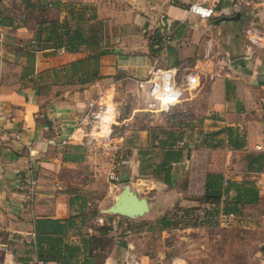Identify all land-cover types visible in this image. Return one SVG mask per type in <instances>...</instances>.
<instances>
[{
  "label": "crops",
  "instance_id": "obj_1",
  "mask_svg": "<svg viewBox=\"0 0 264 264\" xmlns=\"http://www.w3.org/2000/svg\"><path fill=\"white\" fill-rule=\"evenodd\" d=\"M81 1L96 6L97 19H108L112 36L108 52L98 58V77L89 82H81V75L68 68L90 54L89 49L81 45L69 51L56 47L53 40L34 48L40 20L33 14H4L0 5V264H33L38 259L34 220L58 218L53 198L61 188L58 171L85 153L81 132L89 103L104 101L119 110L104 90L118 92L126 80L137 85L153 67L209 72L210 80H204L210 85L203 98L205 111L192 124L161 125L157 133L132 124L129 133L138 129L136 143L129 158L117 164L119 180L145 176L143 196L153 212H160L210 207L213 203L203 200L208 172L222 173L229 180L254 178L245 177L240 159L264 140V46L251 42L247 32L257 22L249 18L263 10H235L232 0ZM193 3L213 7V15L203 19L189 12ZM57 17L62 22L66 13ZM164 34L170 40L159 47ZM226 55L227 62L219 61ZM226 80L232 86L227 94ZM105 121L104 136L110 131V120ZM49 138L53 144L47 143ZM139 147L149 152L144 155ZM168 148L180 152V157L166 160ZM198 154L207 158L194 163ZM30 174L38 190L31 210L25 202ZM70 240L79 242L75 236Z\"/></svg>",
  "mask_w": 264,
  "mask_h": 264
},
{
  "label": "rangeland",
  "instance_id": "obj_2",
  "mask_svg": "<svg viewBox=\"0 0 264 264\" xmlns=\"http://www.w3.org/2000/svg\"><path fill=\"white\" fill-rule=\"evenodd\" d=\"M0 5L4 14H33L40 21L58 19L57 15L65 12L68 28L78 31V41H85V49L96 53L111 46L108 19L96 18L93 3L0 0ZM260 10L264 12L263 8ZM263 12L249 18H257L249 28L256 29L264 42V20L260 19L264 18ZM209 75L204 71L200 95L184 98L167 110H161L159 104L150 105L155 102L135 82L126 80L118 85V92L113 88L104 90L119 107L107 135L101 133L95 122L84 121L81 135L86 139L85 153L61 166L58 182L70 208L67 217L70 225L65 236L89 238L84 233L85 228L93 227L98 238L90 245L98 264H125L128 255L148 264H164L176 258L181 264H264V149L256 151L251 146L242 154L240 161L244 165L241 163L240 167L243 166L246 178L254 176L252 181L257 182L260 198L255 204L241 205L238 212L224 213L223 202L204 208H171L160 212L149 208L148 212L135 217L108 212L126 184L144 197L140 187L145 176H136L123 184L109 178L110 172L117 171V164L129 158L131 145L136 143L138 129L132 127L134 133H129V127L132 124L145 126L157 133L161 125L177 127L196 122L205 111L203 98L210 85L204 80H210ZM125 119L129 121L122 122ZM138 150L144 155L149 152L148 148L139 147ZM154 152L158 155V150ZM205 157L198 154L194 163ZM152 171H157L156 178L159 177L158 170ZM151 185L155 188L154 183ZM100 217L103 225L97 222ZM101 226L104 228L99 230Z\"/></svg>",
  "mask_w": 264,
  "mask_h": 264
},
{
  "label": "trees",
  "instance_id": "obj_3",
  "mask_svg": "<svg viewBox=\"0 0 264 264\" xmlns=\"http://www.w3.org/2000/svg\"><path fill=\"white\" fill-rule=\"evenodd\" d=\"M39 26L40 30L34 36L37 48L40 47V42L45 44L51 40H53L56 47H65L69 51H77L81 45H84L85 41H78L80 38L78 31L72 32L68 28L66 19L64 22L57 19L39 21ZM42 31L46 32L47 35L41 36ZM107 52L108 49H101L96 53L92 52L70 63L68 68L71 69L72 74L81 75V82L92 81L98 77L99 56ZM225 88L226 94L232 88L227 80ZM166 146L172 147L173 145L167 144ZM168 149L166 160L180 157V152H176L172 148ZM120 181L125 180L120 178ZM203 200L213 204L223 202L222 211L224 213L238 212L241 205L255 204L259 201V190L252 180H229L225 179L222 173L208 172L205 176ZM69 225L70 221L67 218H37L34 220V246L37 258L44 261H53L57 264H98L94 259L93 248L90 245L91 242L97 241L98 234H86V236L89 235V238L81 236L79 242H74L65 236ZM102 228L104 226L98 229L101 230Z\"/></svg>",
  "mask_w": 264,
  "mask_h": 264
},
{
  "label": "built area",
  "instance_id": "obj_4",
  "mask_svg": "<svg viewBox=\"0 0 264 264\" xmlns=\"http://www.w3.org/2000/svg\"><path fill=\"white\" fill-rule=\"evenodd\" d=\"M233 9L235 10H245L251 8H264V0H232ZM189 12H192L199 16L200 18L206 19L210 18L213 13V7L209 5L193 3L190 4L188 8ZM247 32L250 35V41L256 45L264 46L261 36L257 33L256 29L248 28ZM256 34V35H255ZM170 40V35L164 34L158 41V46H164ZM34 48H36V42L32 41ZM227 62L228 57L221 58L219 61ZM218 61V62H219ZM211 76V74H210ZM203 82V72L197 68H184V67H153L145 78L138 80V87L144 91L149 98H151L155 103H150V105L159 104L161 110H167L169 107L180 103L184 98H187L190 94L196 92L198 88L202 86ZM117 107H112L104 101H93L89 103L87 112L85 113L84 120L87 123L95 122L96 126L101 130L103 125L106 123L105 119H109V127L111 130V125L115 123V113ZM110 132V131H109ZM108 132V133H109ZM47 143L53 144V139H47ZM254 150L261 151L264 149V140L256 142L254 144ZM109 178L112 181H118L119 176L117 171H112L109 174ZM36 179L30 174L26 180V204L29 210H31L35 198L37 196ZM54 208L55 214L58 218L55 219H65L67 218V207L68 201L65 195L61 192V188H58L54 193ZM232 217V214L227 216ZM97 222L103 225V218H97ZM85 234L96 233L94 228L88 226L85 228ZM33 264H50L49 261L36 259ZM125 264H148L140 259L128 255L125 259ZM164 264H181V260L176 258L168 261Z\"/></svg>",
  "mask_w": 264,
  "mask_h": 264
},
{
  "label": "water",
  "instance_id": "obj_5",
  "mask_svg": "<svg viewBox=\"0 0 264 264\" xmlns=\"http://www.w3.org/2000/svg\"><path fill=\"white\" fill-rule=\"evenodd\" d=\"M119 182V184H123L127 181ZM116 197L114 204L108 208V212L110 213L135 217L142 215L149 210L146 197L138 195L136 190H134L129 184H126Z\"/></svg>",
  "mask_w": 264,
  "mask_h": 264
},
{
  "label": "bare ground",
  "instance_id": "obj_6",
  "mask_svg": "<svg viewBox=\"0 0 264 264\" xmlns=\"http://www.w3.org/2000/svg\"><path fill=\"white\" fill-rule=\"evenodd\" d=\"M107 123H105L104 125H103V127H102V129H101V133L103 134V132L105 131V129L107 128Z\"/></svg>",
  "mask_w": 264,
  "mask_h": 264
}]
</instances>
